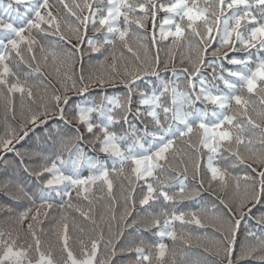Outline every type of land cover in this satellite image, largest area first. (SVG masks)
<instances>
[{
    "label": "snow or ice",
    "instance_id": "snow-or-ice-1",
    "mask_svg": "<svg viewBox=\"0 0 264 264\" xmlns=\"http://www.w3.org/2000/svg\"><path fill=\"white\" fill-rule=\"evenodd\" d=\"M0 107V264H264V0H0Z\"/></svg>",
    "mask_w": 264,
    "mask_h": 264
},
{
    "label": "trees",
    "instance_id": "trees-1",
    "mask_svg": "<svg viewBox=\"0 0 264 264\" xmlns=\"http://www.w3.org/2000/svg\"><path fill=\"white\" fill-rule=\"evenodd\" d=\"M54 9H53V11L55 12ZM21 11H23V7H21ZM170 42L171 41L169 40L167 42H161L158 45V47L160 48V51H159L158 54H159L161 59L167 58L168 45L170 44ZM85 47H86V45H85ZM152 52H153L154 55L156 54V50L155 49H153ZM176 52H177L176 66L179 69V68L183 67V65L180 64V60H179L180 50L177 49ZM125 55H131V54H129V53H127L125 51ZM97 59H103V57L97 56L96 54H91V61L93 63ZM110 60H111V58L109 57V61ZM83 62H84L85 66H88V64H89V55L88 54L84 55ZM225 66H227V64H225ZM79 68H80V64H79V62H77L76 69L78 70ZM203 71L206 74H210L211 73V69L210 68H204ZM169 75H171V73H169ZM48 80L51 82V84L54 87H56V88L60 87L59 83L56 81V79H54L53 76H49ZM138 83L141 85V87H144L146 81H139ZM221 87H223V86L221 85ZM116 92L123 93L124 92L123 86H121V85H117L116 87L109 86V88H108V93L109 94H113V93H116ZM69 95H71L73 97L74 101L77 99L75 94L70 93ZM93 95H95V93H93ZM18 103H19V101L17 100V104ZM196 106L197 107H203V105L199 104V103H197ZM211 107L212 106L209 105V108H211ZM9 123L11 124L13 122L9 121ZM14 123L15 124H19L20 123L19 109L17 110V119H16V121ZM53 123H55V121H53ZM50 126L51 125H49V127ZM29 127H31V126H29ZM81 130L83 131V129H81ZM116 130L119 131V128H117ZM43 131H44V128H43V126H41L36 131L29 132V136L26 138V140L25 141H21L20 144L16 145V147L19 150H23L25 148H28L30 144H32V143H34L36 141V138L38 136H40V134ZM4 132H5V126H4V118H3V108L0 107V136H2L4 134ZM20 135H23V133L21 132ZM88 154L89 155H94V153H92V152H89ZM100 156H101V158H103L104 154H100ZM16 159L17 158L15 156V153H7V154H5L3 159H0V172H3L5 170V168H7L9 172H11L12 169H13V163L12 162L15 161ZM87 174H88V170L85 167L82 170V175H87ZM205 187H207V185H205ZM119 193H120V188H119V184L117 183V185H116V196H117V198H119ZM205 199H207V196H205ZM5 200H6V197H4L2 194H0V202H4ZM73 202L75 203L76 201L74 200ZM80 203H81V206L84 207V208L89 207V204H88L87 201H81ZM106 203H107V200L105 199V200H102L99 203H95L93 205V208H94V211H95V215H96V219L100 223L101 228L104 231L105 237H107L108 234H109L108 233V225H107V223L100 222V215L104 211V205ZM122 205H123V201H120V205L118 206L119 211L117 212V216H119L120 212L123 211ZM183 207L185 209H188V210L192 209V205L191 204H185ZM137 208H139L138 203H137ZM52 215L54 217L58 218L60 216V213L59 212H53ZM69 216H70V220H71L72 217L76 218L77 224L81 225V226H83L85 228L86 234H88V235L93 234L92 233V226L88 222L83 221L82 218H80L78 216V214H76L74 212H70ZM136 218H137L136 214H134L132 219H136ZM50 221H51V217L49 218L48 221H45V223L43 225V227L45 229V232L41 233V239H42V241H44V247L45 248H47L48 245H50V244H54V242H55L54 236H53L52 231H51V229L53 228V224ZM128 223H131V219L128 221ZM0 227H5V225L0 223ZM137 227H140L141 230L139 232H135L136 242L138 243L141 239L145 240L146 242H150V239L152 237V233L144 231L142 226H140V225H138ZM176 227L179 230V222H176ZM113 231H115V232L119 231V229H117L115 227V222H113ZM134 231H135V229H125V236H128L130 233H132ZM99 232H100V228L96 229L95 234L99 235ZM213 233H214V229L209 227L207 229H202L199 232H195L194 235H209V236H211V235H213ZM80 235L81 234L79 233V231H73L72 232V236H73L74 240L77 237H79ZM85 238H86V236H85ZM164 242L168 243L169 245H171V241L168 238H165ZM73 248H74V250L78 251V246L76 244H73ZM189 251L192 254L191 255V259H193V260L197 259L198 257H202L204 255L203 252H202V249L197 246V241L195 239H193L191 241V248L189 249ZM55 254H56L57 257H59V252L58 251H55ZM100 255H101L102 258L106 255V252H105V249H104L103 245H101ZM117 259H118V264H119V261H127L129 259H134V256H120ZM218 259L219 258L217 256H215L214 252L207 254V260L209 261V264H212L213 261H216Z\"/></svg>",
    "mask_w": 264,
    "mask_h": 264
},
{
    "label": "rangeland",
    "instance_id": "rangeland-1",
    "mask_svg": "<svg viewBox=\"0 0 264 264\" xmlns=\"http://www.w3.org/2000/svg\"><path fill=\"white\" fill-rule=\"evenodd\" d=\"M50 2L55 3V0H50ZM54 10H55V9H54ZM159 15H160L161 18H163V15H164V14H163V13H160ZM148 27H149V30H151V22H149Z\"/></svg>",
    "mask_w": 264,
    "mask_h": 264
}]
</instances>
